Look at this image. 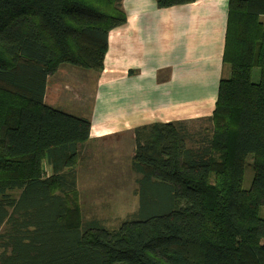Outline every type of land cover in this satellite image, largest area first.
Here are the masks:
<instances>
[{"label": "trees", "instance_id": "1", "mask_svg": "<svg viewBox=\"0 0 264 264\" xmlns=\"http://www.w3.org/2000/svg\"><path fill=\"white\" fill-rule=\"evenodd\" d=\"M126 21L122 0H0V264H264V0H229L208 127L135 128L138 210L113 229L83 218L91 123L48 105L47 83L64 65L101 72Z\"/></svg>", "mask_w": 264, "mask_h": 264}, {"label": "crops", "instance_id": "2", "mask_svg": "<svg viewBox=\"0 0 264 264\" xmlns=\"http://www.w3.org/2000/svg\"><path fill=\"white\" fill-rule=\"evenodd\" d=\"M228 4L196 0L160 8L156 0H122L127 21L110 32L101 72L64 65L48 79L45 102L91 123L81 154L86 146L116 152L127 143L130 151L121 152H131V162L135 128L174 121L190 127L213 114L226 74Z\"/></svg>", "mask_w": 264, "mask_h": 264}, {"label": "rangeland", "instance_id": "3", "mask_svg": "<svg viewBox=\"0 0 264 264\" xmlns=\"http://www.w3.org/2000/svg\"><path fill=\"white\" fill-rule=\"evenodd\" d=\"M67 110L66 107H61ZM208 127V124L194 121L190 126ZM119 147V146H117ZM121 148L130 151V146L121 145L113 152L102 145L86 146L77 162L79 187L77 202L85 220L99 219L108 228H117L132 217L139 207L137 195L138 175L131 168V152L122 153ZM47 172L50 168L46 167ZM254 171L251 160L245 167L243 187L252 184ZM264 214V208H262Z\"/></svg>", "mask_w": 264, "mask_h": 264}]
</instances>
